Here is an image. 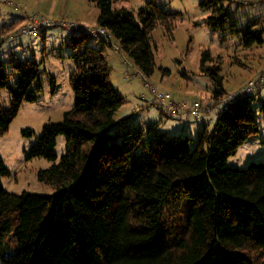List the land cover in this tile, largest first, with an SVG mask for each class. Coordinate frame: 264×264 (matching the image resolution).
Listing matches in <instances>:
<instances>
[{
	"label": "trees",
	"instance_id": "trees-1",
	"mask_svg": "<svg viewBox=\"0 0 264 264\" xmlns=\"http://www.w3.org/2000/svg\"><path fill=\"white\" fill-rule=\"evenodd\" d=\"M91 1L97 26L110 37L70 34L73 108L61 122L43 126L27 155L52 163L38 180L54 190L18 195L0 182V264H264V164H227L258 134L251 107L258 90L220 111L196 142L163 135L157 125L116 121L125 98L110 80L107 38L150 78L156 69L151 34L157 23L181 14L155 2L130 12L114 8V0ZM233 2L203 0L200 6L211 13L207 27L227 30L222 42L263 46V19L239 5L231 10ZM200 69L217 87L218 100L225 92L223 76L209 51ZM39 74L36 62L0 57V90L10 93L8 107H0V137L23 103L38 101ZM60 136L67 147L59 160ZM0 175H9L2 159Z\"/></svg>",
	"mask_w": 264,
	"mask_h": 264
},
{
	"label": "rangeland",
	"instance_id": "rangeland-1",
	"mask_svg": "<svg viewBox=\"0 0 264 264\" xmlns=\"http://www.w3.org/2000/svg\"><path fill=\"white\" fill-rule=\"evenodd\" d=\"M203 0H114V8L136 12L147 3L155 2L163 9L179 12L178 19L168 24L157 23L152 32L156 69L150 78L144 77L134 63L120 50L119 44L109 39L97 24L98 9L91 0H0V57L8 62L12 55L16 60L39 64L40 93L36 103H23L19 114L7 133L0 137V159L9 175H0L5 190L13 194L31 192L43 195L53 193V188L38 180V172L52 163L44 159L27 160L30 147L36 143L43 126L62 121L65 112L74 105L70 77L75 62L68 45L71 31L99 33L107 37L111 47L106 56L111 67L110 80L125 98L115 120L131 119L142 127L157 125L166 136H189L196 142L204 126L209 130L218 114L241 96H246L252 86H258L255 100L251 102L258 134L239 147L229 158L228 166L246 168L250 163L264 164V44L251 49L237 46L236 41L224 42L227 30H210L206 20L210 11L203 9ZM231 10L242 6L260 16L264 25V0H233ZM239 5V6H238ZM49 23L50 26H40ZM29 26H40L35 35H27ZM226 39V38H225ZM209 51L214 64L221 66L224 95L213 98L217 87L203 74L200 61ZM169 70L164 75L163 70ZM10 72V70H9ZM16 76L10 79L14 84ZM256 86V87H257ZM253 92V91H252ZM251 93V92H250ZM10 102L8 89L0 90V107ZM211 125V127L209 126ZM34 132L25 138L22 131ZM65 138L57 139L58 159L66 152Z\"/></svg>",
	"mask_w": 264,
	"mask_h": 264
},
{
	"label": "built area",
	"instance_id": "built-area-1",
	"mask_svg": "<svg viewBox=\"0 0 264 264\" xmlns=\"http://www.w3.org/2000/svg\"><path fill=\"white\" fill-rule=\"evenodd\" d=\"M55 25H58V26H65V27H67L71 32L70 33H72L73 34V32H75V31H73L72 29H71V27H69V26H67V25H61L60 23H58V24H55ZM40 26H50V24L49 23H43V24H41ZM39 26V27H40ZM38 26H29V27H27L25 30H24V33L25 34H27V35H35L36 33H37V31H38V29H40ZM103 30V29H102ZM104 32H105V30L103 31V33L102 34H104ZM101 35V34H99V33H95V34H92L93 36H95V37H97L96 35ZM261 82L262 83H264V73H263V76H262V78H261ZM257 86V85H256ZM256 86H253V84H252V86L250 85V87H252L251 88V90L252 91H254L255 89H257L258 88V86L256 87ZM252 91H250V92H252ZM249 92V93H250ZM248 93V94H249ZM247 95V94H246Z\"/></svg>",
	"mask_w": 264,
	"mask_h": 264
}]
</instances>
